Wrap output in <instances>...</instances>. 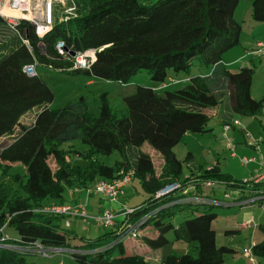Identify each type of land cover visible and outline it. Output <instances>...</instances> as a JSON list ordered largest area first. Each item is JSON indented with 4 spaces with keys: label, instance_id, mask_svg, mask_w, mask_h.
Wrapping results in <instances>:
<instances>
[{
    "label": "trees",
    "instance_id": "16d2710c",
    "mask_svg": "<svg viewBox=\"0 0 264 264\" xmlns=\"http://www.w3.org/2000/svg\"><path fill=\"white\" fill-rule=\"evenodd\" d=\"M71 2L73 15L63 11L53 17L42 37L21 17L10 39L0 41V264H36L26 258L29 252H39L36 244L46 252L49 247L83 251L72 256L89 264H150L143 255L125 251L126 239H140L158 249L169 242V231L175 240L192 246L184 253L163 256L160 264H221L235 249L217 244L212 226L217 212L211 206L221 204L217 202L221 199L202 185L221 186L225 193L227 188L238 191L233 201L248 198L252 203L264 195V181L234 179L217 165L197 171L194 167L181 179L182 161L174 147L186 133L210 131L213 117L222 126H232L236 116H256L264 106V96L255 98L251 93L252 67L232 71L219 64L226 51L240 44L242 23L235 18L240 0ZM250 15L253 21L264 22V0H250ZM0 22L4 24L3 19ZM58 41L67 48L64 55L56 50ZM90 48L95 49V60L88 68H75L70 53ZM27 64L90 73L118 81L122 87L134 74L146 71L154 84L165 86L158 93L155 86L133 84L132 91L122 95L125 112L121 114L103 93L99 112L92 115L83 96L60 108L51 107L53 90L39 72L27 75L23 70ZM193 65L210 72L189 76L184 86L168 89L166 84L177 81L174 74L188 73ZM35 109L39 111L33 121L24 123ZM4 137L11 140L1 144ZM76 140L85 148H77ZM144 144L158 154V170L153 155L143 151ZM112 153L118 155L112 164L101 160L100 156ZM192 159L189 152L185 160ZM15 164L23 166L24 173L12 172ZM131 170L126 185L138 180L146 199L119 208L122 221L113 220L111 228L94 238L78 236L58 223L62 217L81 216L39 210L51 204L85 207L69 201L66 190L111 182ZM173 184V189L158 193ZM228 197L227 193L225 202ZM178 211L186 218L175 226L172 219ZM130 226L137 236H121ZM7 227L16 231L17 239L7 234ZM153 230L155 235L150 236ZM75 238L78 241L72 244ZM249 248L253 257H264V238Z\"/></svg>",
    "mask_w": 264,
    "mask_h": 264
},
{
    "label": "rangeland",
    "instance_id": "374dc122",
    "mask_svg": "<svg viewBox=\"0 0 264 264\" xmlns=\"http://www.w3.org/2000/svg\"><path fill=\"white\" fill-rule=\"evenodd\" d=\"M55 2H58V0H30L29 10L33 9V14H40L42 17V22L47 23L46 19H48V13L49 11H53V3ZM10 6V0L3 1V3L0 5V7H2V9H0V14L4 12L11 13L12 10H19L12 9L10 8ZM24 13L26 14L27 12L24 11L22 14ZM55 13L58 14L57 9L55 10ZM22 14L20 16L23 17ZM13 16L17 17L16 15ZM3 17L0 15V19H3ZM235 18L242 23L241 44L243 46L248 48L250 44L257 38L264 39V22H255L252 20L250 15V0H240L235 11ZM2 23L0 22V41L10 39V37L15 33L13 29H10V24L8 22L4 21V24ZM256 61L259 62L258 59ZM34 69L36 73V68L34 67ZM208 71L209 70L205 67H198L196 65H193L188 73L179 72L177 74H174L176 76L175 78L177 79L175 84L168 83L166 85L168 86V89L180 88L187 83V78L189 76L197 75L200 73L202 75H206ZM38 72L54 92V98L50 103L51 107L60 108L70 102L75 101L80 96H83L86 110L89 112V114L92 115L98 114L100 95L103 93L107 95L111 107L113 109H116L118 113L121 114L122 112H125L122 95L124 93L131 92L134 87L133 84L138 83L147 86H155V90L158 93H162L165 86V84H154V81L151 80L149 73H147L146 71H140L134 74L128 82V86L126 87H122L121 83H119L118 81H109L103 78L96 77L90 73L77 72L75 74H72L71 72L62 71L50 67H39ZM263 82L264 71L257 72L254 77L252 86V94H254L256 98H259L261 96L262 90L264 89V85L262 86ZM245 118L250 119L251 117L236 116V121L244 120ZM232 126H235V128L237 127L238 129H236V131L234 129L232 130ZM232 126L229 127L231 128V130L229 131V128L225 129L224 126H222L221 123L217 121L215 117H213L208 122V127L211 128L210 131L202 134L186 133L182 137L180 142L174 147L176 156L182 161L180 177L181 179L184 176L190 174V171L194 167L196 168V171L199 169L211 167L213 165L219 166L223 171H226L227 169L233 170L235 169L234 166L236 163L234 160V156H237V158H252V156H257L258 159L261 158V155L258 151H255L248 145H243L245 139L242 137V132L245 134L248 133L243 129L242 125H240V123L237 121ZM239 129H241V133L239 132ZM232 135L238 136L235 141L231 139ZM247 137L246 139L248 141ZM253 139L254 141H256V143L257 141L259 142V138ZM10 140V137H4L1 139V144H6ZM73 143L77 148H85V146L80 141L76 140L73 141ZM260 143L261 142H259V144ZM67 145L68 144H64L63 146L67 147ZM142 149L150 155H153L155 166L158 170V154L145 144L143 145ZM263 150L264 143L263 147L261 148V152H263ZM189 152L193 154L194 158L191 162L185 160V157ZM159 157L160 159H162L161 156ZM100 158L106 164H112L115 159H118V155L116 153H112L108 156L102 155L100 156ZM49 163L54 167V163L52 160H50ZM11 171L24 173V168L20 164H15L11 167ZM202 188L207 193L214 192L215 197L221 199L217 202L223 205H225V194L228 193L229 195H234L236 193V191H230V189L228 188L226 189L227 193H225V189L218 185L208 186L203 184ZM77 191L82 192V188L78 189ZM122 192H124V195L121 196V199L124 202L122 203L124 205L139 204L143 202L147 197L146 193L142 190L138 180L136 179L133 180L132 184H129L122 188L119 195ZM65 194L66 198L72 202V200L74 201L78 199L79 192L77 193L74 189H67ZM229 202L232 201L230 200ZM221 204L211 206V209L217 212V217L212 222V226L217 231V244H225L235 249V252L233 254L225 255L224 261L221 264H264V257L259 258L254 256V260L252 261L243 253L245 248H249L251 246V240L254 239L257 242L264 238V231L258 229V224L264 223V206H255L257 210H253L255 215L261 216L260 220L255 219V223L250 224L248 227L241 228L239 231H236L233 234L225 235L224 229H232V227L239 226L241 224V220L244 217V212L248 210L249 206L234 205L226 207ZM182 207V205H179V208ZM87 208V217L70 216L65 218L67 219V222L65 220H62L61 225L77 234L78 236H86L89 238H94L95 236L106 231L107 229H105L101 223L99 224L97 222H92L93 220L97 221L95 220L97 214L92 210L93 207L91 206V204ZM255 215L254 218H256ZM185 218L186 215L183 212L178 211L173 217L172 222L175 226H178ZM244 223L243 225H246ZM250 229H254L255 232L251 233ZM5 230L11 238H18L16 231L12 227H7ZM166 236L169 239V242L161 248L163 252L175 251L177 253H182L183 248H187L189 247V245H192L191 242L175 240L172 231H169ZM77 241L78 239L76 238L71 239L72 244ZM126 242H128L129 245H132L131 240L129 241V239H126ZM60 249H65V251L29 252L26 255V258L28 261L35 262L36 264H58L59 262H63L64 264H89L87 262H78L73 256H71V253L67 251L68 248Z\"/></svg>",
    "mask_w": 264,
    "mask_h": 264
},
{
    "label": "crops",
    "instance_id": "0c3cea01",
    "mask_svg": "<svg viewBox=\"0 0 264 264\" xmlns=\"http://www.w3.org/2000/svg\"><path fill=\"white\" fill-rule=\"evenodd\" d=\"M67 5H69V2L65 3V2H62L61 0H58V2L53 3V7H54L53 11L52 12L49 11L48 19H46V21L52 20L53 17L58 16V14L63 13V11L65 10V7H67ZM27 6H28L27 9L29 10L30 3H27ZM24 7L25 6H23L22 10H18V11H14V12L12 11L10 14L18 16V14H21L20 12H22V13L24 11L27 12V10H24ZM56 9L58 11V14L55 13ZM28 12H30V11H28ZM260 42L264 43V39L257 38L247 48L241 44V38H240V44L237 46H234V47L230 48L228 51H226L219 64L223 65L224 67H226L232 71L238 70L239 68H242V67H252L254 69L255 75L257 72L264 71V44L258 45V43H260ZM257 59L259 60V62L256 61ZM38 68L39 67L36 68L37 72H38ZM208 72H210V71H208ZM172 77H176V76H172ZM263 85H264V82L262 83V86ZM252 86H253V82H252ZM251 93H252V87H251ZM252 96L255 97L254 94H252ZM262 96H264V89L262 90L260 97H262ZM38 111H39V109L33 110L34 113H32L31 115H29L27 117L25 116L23 119V122L26 124L31 123L34 119L35 112H38ZM248 117H251V118L250 119L245 118L244 120H237L240 123V125H242L243 129L249 134L248 135V134H245L242 132V137L245 139L243 142V145H248L252 149H254L255 151H258L261 155V158L258 159L257 156H252V157H254L253 160H251L247 163H243L242 158H237V156H234V160L236 162L235 166H234L235 169H233V170L227 169L225 171L228 174H230L231 177H233L234 179L249 180L251 178H259V177H261V175L264 172V168H263L264 150H263V152H261V148L263 147V143H264V113L260 112L256 116H248ZM257 126H258V128H257ZM231 128H232V130L234 129L235 131H236V129H238L237 127L235 128V126H232ZM231 128H229L228 130L230 131ZM241 129H239L240 133H241ZM229 131H227V132H229ZM247 135H248V137H247ZM237 137H238L237 135H235V136L232 135L231 139H233V141H235L237 139ZM246 137L248 138V141H247ZM253 138H259V142H261V143L259 144L258 141L256 143V141H254ZM249 140H250V142L254 141L255 143L254 142L250 143ZM240 144H242V143H240ZM257 161H259V162H257ZM235 177H238V178H235ZM261 179L264 181L263 176H262V178H260V180ZM76 192L77 193L79 192L78 199L74 200L73 202L84 203L86 210L88 209L87 207L91 204V206L93 207L92 210L96 212L97 217H99L106 209H109V208H111L114 211H118V209L121 207L133 206V205L122 204L124 202L122 201L121 196L124 195V192H122L119 195V197L117 198L118 200L116 199L115 201H111V200H109V199H107V198H105L99 194H91L89 197H85V194L83 193L84 192L83 189H82V192L81 191H76ZM210 193L211 194L213 193V195L215 196L214 192H210ZM245 194H246V192H244V195ZM238 195H239L238 191H236V193L234 195H229L228 199H230L232 202H225V205H223V204H221V205L226 206V207H230V206H234V205L235 206H245V205L249 206L248 210L246 212H244V217L241 220V224L239 226L232 227V229H236L239 231L241 228H246L250 224L255 223L254 222L255 219H257V220L261 219V216L255 215L253 210H255V211L257 210V208H255V206H264V195H259L258 200L257 199H256L257 201L253 200L255 202H252V203L248 202L249 201L248 198L233 201ZM254 215L256 216V218H254ZM65 218L66 217L60 218V220H58V223L61 224L62 220H65ZM122 219H123V216L120 215L119 213L116 214V216L114 217V221L116 224H119L122 221ZM248 220H250L249 224L243 225V223L245 221H248ZM92 222H97V221L93 220ZM97 223H99V222H97ZM102 226L105 229L111 228V225L108 227H106L104 225H102ZM96 228H97V226H96ZM258 229H261L264 231V223L258 224ZM224 231H225V229H224ZM250 232L254 233L255 230L250 229ZM148 234L150 236H154L155 230L149 231ZM224 234L226 235L225 232H224ZM130 240L132 241V245H129V243L126 242L125 251L128 254L137 253V254L143 255L144 259H146L150 264H160L163 256L170 254V253H177L175 251L163 252L161 249L162 247L158 248V249H152L149 246H147L146 244H144L140 239H129V241ZM138 241H140V242H138ZM216 242H217V231H216ZM253 242H256V241L253 239V240H251V244ZM191 246L192 245H189V247L183 248L182 253H184L188 249H190ZM48 250H50L51 252L65 251V249L52 248V247H49ZM67 251L69 253H71V256H72V253H74L76 251L78 253H83V251H80V250L74 251V249H71V248H68ZM58 264H64V263L59 262Z\"/></svg>",
    "mask_w": 264,
    "mask_h": 264
},
{
    "label": "built area",
    "instance_id": "2783aa9c",
    "mask_svg": "<svg viewBox=\"0 0 264 264\" xmlns=\"http://www.w3.org/2000/svg\"><path fill=\"white\" fill-rule=\"evenodd\" d=\"M3 1L5 0H0V5L3 3ZM30 0H10V8L12 9H19L22 10L24 5V10L30 11L26 14H22L23 18L28 19L34 26L35 31L37 33V35L39 37H42L50 28H51V24H52V20H47V23L42 22V17L40 14L36 15L32 13V10H28V6L27 3H29ZM62 2H69V5L65 8L64 10V14H66L67 16L69 15H73L74 13V4L71 2V0H61ZM21 6V8H20ZM0 9H2V7H0ZM12 11H18V10H12ZM21 14H19L17 17L13 16L10 14V12L8 13H1L0 15L3 17V20L5 22H8L10 25V29H15V26L17 24L18 18H21L22 16H20ZM20 16V17H19ZM264 43L260 42L258 43V45H263ZM56 50L58 52L59 55H64V53L67 52V48L65 46V44L63 43V41H58L56 43ZM74 57V67L75 68H88L89 65L95 60V49L90 48V49H86L84 51H77L74 52V54L72 55ZM24 72L29 75H35V69H34V65L33 64H27L23 67ZM261 112L264 113V106L261 108ZM237 121L234 120V124ZM231 125H225L224 128L228 129ZM253 158H242V162L243 163H247L251 160H253ZM264 168V165H263ZM133 175V170L129 171L128 173H126L125 175H122L120 178L115 179L111 182H106V181H99L96 184H94L93 186H89L84 188V192L85 194L91 195V194H100L104 197H106L107 199L111 200V201H115L118 198L119 193L121 192V188L130 183L131 180V176ZM262 176L264 177V172L261 175V177L259 178H255L256 182H261L263 181L262 179L260 180V178H262ZM175 187V184L173 185H169L167 187H165L164 189H162L161 191H159V194L165 193L171 189H173ZM254 200V198L252 199ZM40 211H43L45 213H49V214H60V215H72V216H81V217H87V213L85 210V207L82 204H77L76 206H71L68 204H51V205H47L44 206L43 208L39 209ZM119 211L115 212L112 209H107L103 215L96 217L95 219L99 222H101L103 225L107 226V225H112L113 224V220L114 217L116 216V214H118ZM250 220L245 221L244 224H249ZM127 235H131L133 237L137 236V233L134 229V226H130L128 228L125 229L124 233L121 236H127ZM36 249L38 251H43L46 252V249H44L42 246H40L39 244H36ZM243 253L248 256L251 260L253 259V255L251 254V249L250 248H245Z\"/></svg>",
    "mask_w": 264,
    "mask_h": 264
},
{
    "label": "water",
    "instance_id": "95a60500",
    "mask_svg": "<svg viewBox=\"0 0 264 264\" xmlns=\"http://www.w3.org/2000/svg\"><path fill=\"white\" fill-rule=\"evenodd\" d=\"M70 54H71V55H73V53H72V52H71Z\"/></svg>",
    "mask_w": 264,
    "mask_h": 264
},
{
    "label": "bare ground",
    "instance_id": "6f19581e",
    "mask_svg": "<svg viewBox=\"0 0 264 264\" xmlns=\"http://www.w3.org/2000/svg\"><path fill=\"white\" fill-rule=\"evenodd\" d=\"M25 14V13H24ZM19 15V14H18Z\"/></svg>",
    "mask_w": 264,
    "mask_h": 264
}]
</instances>
